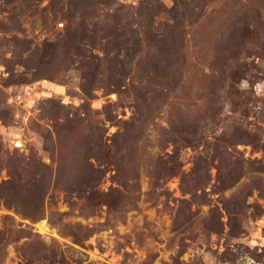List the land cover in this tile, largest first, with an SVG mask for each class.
<instances>
[{"label": "rangeland", "instance_id": "1", "mask_svg": "<svg viewBox=\"0 0 264 264\" xmlns=\"http://www.w3.org/2000/svg\"><path fill=\"white\" fill-rule=\"evenodd\" d=\"M0 264H264V0H0Z\"/></svg>", "mask_w": 264, "mask_h": 264}, {"label": "trees", "instance_id": "2", "mask_svg": "<svg viewBox=\"0 0 264 264\" xmlns=\"http://www.w3.org/2000/svg\"><path fill=\"white\" fill-rule=\"evenodd\" d=\"M157 61H158V62H156V63L154 64L155 69L163 68L164 66H163V62L161 61V59H159V60H157ZM173 64H174V61H172L171 63H170V62H167V64L165 65V67H166V66H169V65H170V67H171Z\"/></svg>", "mask_w": 264, "mask_h": 264}, {"label": "bare ground", "instance_id": "3", "mask_svg": "<svg viewBox=\"0 0 264 264\" xmlns=\"http://www.w3.org/2000/svg\"><path fill=\"white\" fill-rule=\"evenodd\" d=\"M44 224V223H43ZM46 225V224H45ZM42 228H43V225H42ZM43 230V229H42Z\"/></svg>", "mask_w": 264, "mask_h": 264}]
</instances>
